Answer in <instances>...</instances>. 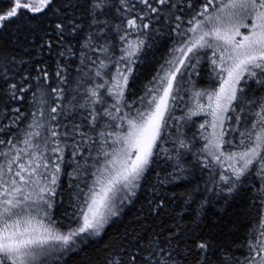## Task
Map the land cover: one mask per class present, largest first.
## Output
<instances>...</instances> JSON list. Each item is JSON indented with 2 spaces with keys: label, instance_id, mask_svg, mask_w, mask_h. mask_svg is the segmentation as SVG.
I'll return each mask as SVG.
<instances>
[{
  "label": "snow or ice",
  "instance_id": "6c2138e0",
  "mask_svg": "<svg viewBox=\"0 0 264 264\" xmlns=\"http://www.w3.org/2000/svg\"><path fill=\"white\" fill-rule=\"evenodd\" d=\"M6 2L0 264H264V0ZM249 177L259 227L212 238Z\"/></svg>",
  "mask_w": 264,
  "mask_h": 264
},
{
  "label": "trees",
  "instance_id": "16d2710c",
  "mask_svg": "<svg viewBox=\"0 0 264 264\" xmlns=\"http://www.w3.org/2000/svg\"><path fill=\"white\" fill-rule=\"evenodd\" d=\"M0 7H8L6 0L0 2ZM77 22L79 23V21ZM72 42L75 43V41ZM55 51V49L49 50L45 48L40 54L33 52V56L39 63L47 61L50 65L54 66ZM148 55L149 58H151V53ZM157 55H159V53H157ZM202 118L201 116V119ZM189 135H192L191 131ZM193 151H195V149H193ZM188 159H191V156H189ZM205 175H207V173H205ZM249 180L252 183V187H248L249 181H245V187L232 195L223 192H217L215 194L209 193L212 199L205 207V212L207 213L206 221L211 222L215 220L219 224V227L213 225L215 230L211 233L212 238L226 240L229 243L240 246L246 242L249 228L259 227L258 212L256 211L258 203L253 202L252 196L254 189L259 187V180L258 177H249ZM108 231L110 232L111 229H108ZM103 235L104 234H102V236ZM104 239H107V237L104 236ZM65 259L67 260V264H74L78 257L69 253Z\"/></svg>",
  "mask_w": 264,
  "mask_h": 264
}]
</instances>
